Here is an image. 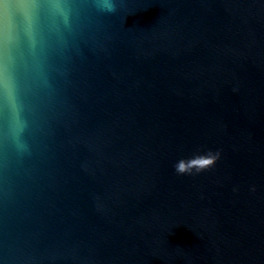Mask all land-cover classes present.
<instances>
[{"label":"water","instance_id":"1","mask_svg":"<svg viewBox=\"0 0 264 264\" xmlns=\"http://www.w3.org/2000/svg\"><path fill=\"white\" fill-rule=\"evenodd\" d=\"M35 4L0 42V264H264V0Z\"/></svg>","mask_w":264,"mask_h":264},{"label":"clouds","instance_id":"2","mask_svg":"<svg viewBox=\"0 0 264 264\" xmlns=\"http://www.w3.org/2000/svg\"><path fill=\"white\" fill-rule=\"evenodd\" d=\"M97 6L100 12L111 14L116 11V0H97ZM36 8L35 0H15V2L13 0H0V42L5 45L11 43L14 31L13 18L17 15L24 18L30 30ZM56 11L65 15L66 18V13L61 7L57 6ZM4 86L15 118L17 109L10 81L5 80Z\"/></svg>","mask_w":264,"mask_h":264},{"label":"snow or ice","instance_id":"3","mask_svg":"<svg viewBox=\"0 0 264 264\" xmlns=\"http://www.w3.org/2000/svg\"><path fill=\"white\" fill-rule=\"evenodd\" d=\"M205 163H211V161L209 160V161H205Z\"/></svg>","mask_w":264,"mask_h":264}]
</instances>
